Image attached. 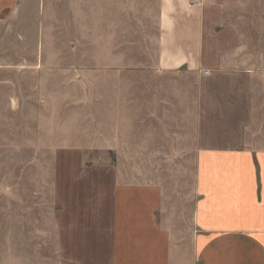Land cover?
Wrapping results in <instances>:
<instances>
[{
	"label": "rangeland",
	"instance_id": "1",
	"mask_svg": "<svg viewBox=\"0 0 264 264\" xmlns=\"http://www.w3.org/2000/svg\"><path fill=\"white\" fill-rule=\"evenodd\" d=\"M103 1L18 0L0 19V264H63L55 215L58 185L71 190L74 183L71 173L63 186L57 179L67 168L78 178L84 167L112 166L126 178L137 176L129 180L159 182L181 222L199 197V81L110 62L105 73L102 48L88 41L103 36L102 23L95 33L88 21V10H103ZM201 2L232 21L243 54L264 58V0ZM210 33L218 38L217 27ZM255 83L264 86V77ZM183 116L189 128L180 127ZM167 131L176 143L158 140ZM73 150L82 158L68 156Z\"/></svg>",
	"mask_w": 264,
	"mask_h": 264
},
{
	"label": "crops",
	"instance_id": "2",
	"mask_svg": "<svg viewBox=\"0 0 264 264\" xmlns=\"http://www.w3.org/2000/svg\"><path fill=\"white\" fill-rule=\"evenodd\" d=\"M17 3L0 0V19ZM88 12L95 33L102 23L103 36L88 41L102 48L106 66L147 67L199 81V197L181 222L159 182L129 180L137 176L126 178L112 166L84 167L78 178L63 168L59 183L70 173L74 183L71 190L58 185L55 226L62 263L264 264V86L255 83L263 81L264 58L243 54L232 21L223 19L222 10H206L201 0H105L103 10ZM73 14L79 25V10ZM127 116L121 113L123 120ZM190 117L180 118V127L189 128L184 119ZM174 135L156 137L176 143Z\"/></svg>",
	"mask_w": 264,
	"mask_h": 264
},
{
	"label": "built area",
	"instance_id": "3",
	"mask_svg": "<svg viewBox=\"0 0 264 264\" xmlns=\"http://www.w3.org/2000/svg\"><path fill=\"white\" fill-rule=\"evenodd\" d=\"M193 1H199V0H193Z\"/></svg>",
	"mask_w": 264,
	"mask_h": 264
}]
</instances>
